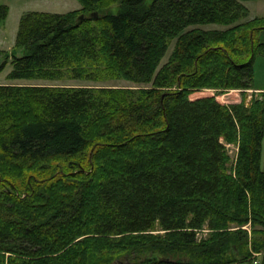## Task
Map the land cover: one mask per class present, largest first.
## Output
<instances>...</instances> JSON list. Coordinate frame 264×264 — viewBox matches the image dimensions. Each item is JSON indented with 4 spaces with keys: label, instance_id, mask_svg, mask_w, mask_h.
<instances>
[{
    "label": "trees",
    "instance_id": "1",
    "mask_svg": "<svg viewBox=\"0 0 264 264\" xmlns=\"http://www.w3.org/2000/svg\"><path fill=\"white\" fill-rule=\"evenodd\" d=\"M78 1L23 13L0 72L133 86L0 84V264H264V91L190 97L254 89L264 18L189 29L248 0Z\"/></svg>",
    "mask_w": 264,
    "mask_h": 264
},
{
    "label": "rangeland",
    "instance_id": "2",
    "mask_svg": "<svg viewBox=\"0 0 264 264\" xmlns=\"http://www.w3.org/2000/svg\"><path fill=\"white\" fill-rule=\"evenodd\" d=\"M248 9V15L240 20L236 21L232 25H219V24H204L194 27H200L203 29H217L224 30L230 28L231 26L246 23L254 18H264V0H248L243 2ZM0 4H4L8 7V15L4 22L0 24V50H9L13 47L15 43L16 33L18 30V24L20 17L23 13L27 11H46V12H55V13H64L70 10L79 9L81 4L78 0H0ZM112 11H116L117 6H113ZM257 39L264 43V28L256 29ZM176 39L171 42V45L167 51L165 58L162 60L164 63L173 47V44ZM12 66L10 63L0 72V84H70V85H107V86H133V83L124 81V80H111L103 82H90L86 80H71V79H62V80H26V79H8L7 74L11 71ZM254 87L264 88V54H257L254 60ZM255 89V88H254ZM254 89H249L242 95L241 90L232 89L224 92H220L214 89H202L199 91L193 92L190 97L198 98L203 96H215L216 99L221 103H238L244 102L249 104L252 100V97L260 99V93L254 91ZM227 153L229 156V166H234L236 163L238 144H226ZM262 168H264V140H263V158H262ZM236 227V226H235ZM248 230V235L251 237V229L249 224L241 226ZM255 257L258 256L257 253H254ZM260 257V256H258ZM253 262L251 264H256ZM114 264H124L123 260L115 262ZM236 264V263H234ZM250 264V263H243Z\"/></svg>",
    "mask_w": 264,
    "mask_h": 264
},
{
    "label": "crops",
    "instance_id": "3",
    "mask_svg": "<svg viewBox=\"0 0 264 264\" xmlns=\"http://www.w3.org/2000/svg\"><path fill=\"white\" fill-rule=\"evenodd\" d=\"M254 88H255L254 91H256L257 93H261L264 91V88L262 87H254Z\"/></svg>",
    "mask_w": 264,
    "mask_h": 264
}]
</instances>
